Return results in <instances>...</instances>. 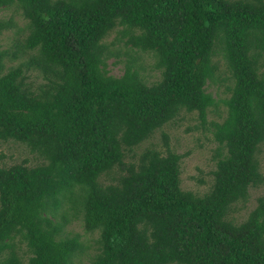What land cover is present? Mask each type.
<instances>
[{
	"label": "trees",
	"instance_id": "trees-1",
	"mask_svg": "<svg viewBox=\"0 0 264 264\" xmlns=\"http://www.w3.org/2000/svg\"><path fill=\"white\" fill-rule=\"evenodd\" d=\"M8 8L25 24L0 44V141L42 163L0 166V264H264V189L245 220L229 217L264 185V0H0ZM13 27L0 21V35ZM120 45L151 58L157 79ZM209 111L217 160L198 195L182 189L186 154L165 129L183 113L203 127Z\"/></svg>",
	"mask_w": 264,
	"mask_h": 264
},
{
	"label": "rangeland",
	"instance_id": "rangeland-1",
	"mask_svg": "<svg viewBox=\"0 0 264 264\" xmlns=\"http://www.w3.org/2000/svg\"><path fill=\"white\" fill-rule=\"evenodd\" d=\"M11 20L14 27L10 30L3 31L0 35V44L3 48H7L11 45L13 39L15 38L16 29L24 26L25 21L21 18L19 11H15L14 8H8L6 10H0V21ZM115 33L108 36L105 41L107 43L111 42ZM121 44V43H118ZM120 51L122 60L124 56H136L139 61L144 60V66H142V75L150 82L157 79L159 73L152 69V59L147 55L137 53L134 51H128L125 54V49L123 45H120ZM115 59L109 60V64ZM218 62V73L224 71V61L219 57ZM149 63V65H148ZM124 62L117 63L116 65H111L109 67L111 74L115 76H120L123 73ZM35 75L31 78L34 80ZM38 79H36L37 81ZM206 91L211 93L213 97L224 98L228 96L225 92L222 83H208L206 86ZM224 107L220 106L219 111L224 115ZM220 121L218 114L214 111H209L206 117V123L202 127L198 115L196 113L188 114L183 113L182 116L178 117L174 124H169L166 126L165 131L170 137V147L171 149L179 155L186 154V156L181 160L180 163V179L181 187L183 190L191 191L195 194L202 195L206 193L212 184V172L215 168L216 160L214 158L217 149V144L213 140L212 134V122ZM159 134L154 138L158 141ZM259 161L261 165V173L264 176V146L259 154ZM42 163V159L38 157L36 153L30 152L29 149L15 141H0V166L11 167L18 164H25L27 166H35ZM264 185L260 188H250L248 199L241 203L235 204L231 211L229 212V217L234 219L236 222H242L245 220L251 210L256 205V198L262 194ZM72 233H78L82 235V239L93 238L91 235H83L82 226L79 221H73L66 228ZM22 247V246H21ZM18 255H23L25 248H16ZM94 252V251H92Z\"/></svg>",
	"mask_w": 264,
	"mask_h": 264
}]
</instances>
